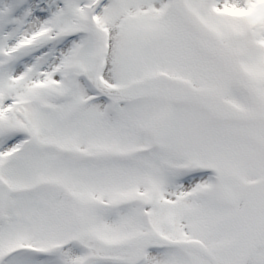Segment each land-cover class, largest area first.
<instances>
[{"label":"snow or ice","instance_id":"snow-or-ice-1","mask_svg":"<svg viewBox=\"0 0 264 264\" xmlns=\"http://www.w3.org/2000/svg\"><path fill=\"white\" fill-rule=\"evenodd\" d=\"M0 264H264V0H0Z\"/></svg>","mask_w":264,"mask_h":264}]
</instances>
